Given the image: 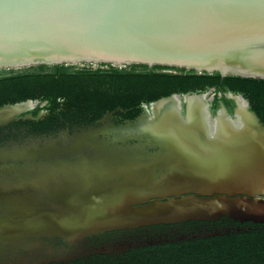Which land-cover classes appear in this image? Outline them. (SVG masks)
<instances>
[{"label": "water", "instance_id": "95a60500", "mask_svg": "<svg viewBox=\"0 0 264 264\" xmlns=\"http://www.w3.org/2000/svg\"><path fill=\"white\" fill-rule=\"evenodd\" d=\"M42 64L264 80V0H0V69ZM198 95L162 97L108 133L0 151V161L26 165L0 175V264L49 261L46 240L220 219L264 223V127L242 99L236 119L221 104L211 121ZM173 97L176 109L166 104ZM35 104L0 106V127L32 120L16 117ZM18 105L25 108L4 111Z\"/></svg>", "mask_w": 264, "mask_h": 264}, {"label": "trees", "instance_id": "16d2710c", "mask_svg": "<svg viewBox=\"0 0 264 264\" xmlns=\"http://www.w3.org/2000/svg\"><path fill=\"white\" fill-rule=\"evenodd\" d=\"M77 65L42 64L0 69V106L37 101L38 105L29 114L36 117L44 110L55 117L63 116V103L68 108H85L89 111L114 106L129 108L139 104L148 105L172 94H200L219 84L247 99L253 105L252 110L264 122L262 79L233 75L221 77L216 72L197 73L145 65L119 67L98 64L95 70L88 68L71 72ZM253 100L257 102V107ZM43 102L46 104L40 107ZM223 102L227 108L230 107L228 101ZM224 220L222 225L225 224L227 230L211 231L179 243L141 249L127 261L130 260V264H264V224H238ZM215 232L220 233L214 235ZM97 264L128 263L117 259Z\"/></svg>", "mask_w": 264, "mask_h": 264}, {"label": "flooded vegetation", "instance_id": "af4514ba", "mask_svg": "<svg viewBox=\"0 0 264 264\" xmlns=\"http://www.w3.org/2000/svg\"><path fill=\"white\" fill-rule=\"evenodd\" d=\"M200 94L196 97L206 95L204 100L207 104V110L211 117V121L214 120L219 106L221 104L224 105V100L230 103L229 108L224 105L227 112L233 120L236 119L237 116L234 115V111L238 104L237 100L240 104L237 108L239 115H241L245 107L244 103L240 101V99H242L246 102L247 109L257 116L260 124L264 127V122H262L258 114L252 110L253 105L243 96L232 91L229 87L224 88L217 84L208 88V92ZM32 102L36 104L31 110L38 105L37 101ZM253 103L254 106L257 107V102L255 100H253ZM45 104V102L41 103L40 107H43ZM148 105L139 104L136 107L129 108L114 106L107 107L103 110H98L97 108L89 111L85 108H68L65 107L63 103V109H61L63 116L55 117L49 116L44 110L40 111L36 117H33L28 113L31 111L29 110L24 115L16 118L29 115L32 117V120H18L0 127V151L15 146L23 147L32 143L37 144L39 141L43 142L46 139H58L63 136L73 137L83 132L88 133L90 131L101 130L104 133H108L137 119L144 114V107ZM214 105L216 106L215 109ZM263 105L261 106L263 107ZM181 110L183 111V104H181ZM149 114L151 116L150 112ZM145 117L147 118V116ZM219 118L221 121L227 119L228 122V118L222 113ZM26 122H33L36 125H30ZM135 143L136 142L130 141L127 144L132 145ZM24 168H26V165L23 162L0 161V175H20L19 171ZM21 175L24 174L22 173ZM223 222H225L224 219L213 222H186L176 225L149 226L133 230L107 232L84 238L75 243H66L58 239L46 240L47 245L51 249V253L50 260L43 264H80L81 262L97 264L99 262H111L117 259L122 260L123 263L130 264L131 261L129 260V262L127 259L135 256L138 250L179 243L194 239V237L198 235L203 236L211 231L227 230L228 227L225 224L222 225Z\"/></svg>", "mask_w": 264, "mask_h": 264}, {"label": "bare ground", "instance_id": "6f19581e", "mask_svg": "<svg viewBox=\"0 0 264 264\" xmlns=\"http://www.w3.org/2000/svg\"><path fill=\"white\" fill-rule=\"evenodd\" d=\"M206 97V95H202V96H199V97H194L192 99H195V102L200 106V104H202V102H204V98ZM237 103L238 105L239 104V101L237 100ZM166 104L169 106H171L172 109H176V106H177V98L176 97H173V98H170ZM25 106L24 105H18V106H14V107H8L6 108L4 111L7 112V113H14V112H19L21 111L22 109H24ZM225 122H227V119L226 120H223ZM211 125V124H210ZM211 127V126H210Z\"/></svg>", "mask_w": 264, "mask_h": 264}, {"label": "rangeland", "instance_id": "374dc122", "mask_svg": "<svg viewBox=\"0 0 264 264\" xmlns=\"http://www.w3.org/2000/svg\"><path fill=\"white\" fill-rule=\"evenodd\" d=\"M89 65V66H87ZM97 65L98 64H79L77 65L76 67L72 68L71 69V72H76V71H80V70H83V69H88L90 68V70H95L97 68ZM102 69H106L105 67H103ZM205 92H208V89L205 91ZM203 94V93H202ZM205 94V93H204Z\"/></svg>", "mask_w": 264, "mask_h": 264}]
</instances>
